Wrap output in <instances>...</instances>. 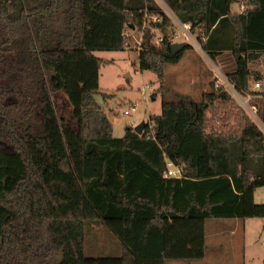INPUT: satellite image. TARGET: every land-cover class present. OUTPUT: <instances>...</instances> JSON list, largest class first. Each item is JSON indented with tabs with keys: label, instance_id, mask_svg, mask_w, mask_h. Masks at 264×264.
<instances>
[{
	"label": "trees",
	"instance_id": "trees-1",
	"mask_svg": "<svg viewBox=\"0 0 264 264\" xmlns=\"http://www.w3.org/2000/svg\"><path fill=\"white\" fill-rule=\"evenodd\" d=\"M163 1L210 58L239 56L227 81L257 96L260 117L264 91H251L260 76L248 63L264 53V0ZM144 9L162 17L165 40L145 32L137 64L161 81L191 45L172 53L154 0H0V264L198 260L207 219L264 218L254 201L264 133L216 79L199 102L163 100L140 134L112 135L95 100L105 61L94 52L123 50L124 28L140 27ZM167 160L180 177L166 175ZM99 220L120 239L119 256H85V225Z\"/></svg>",
	"mask_w": 264,
	"mask_h": 264
},
{
	"label": "rangeland",
	"instance_id": "rangeland-1",
	"mask_svg": "<svg viewBox=\"0 0 264 264\" xmlns=\"http://www.w3.org/2000/svg\"><path fill=\"white\" fill-rule=\"evenodd\" d=\"M154 1L165 10L168 16H173V13L166 8L162 0ZM240 3H232L230 11L239 13L241 10ZM146 31L150 32V41L155 44L153 38L158 31H152L148 28L143 30L142 25L139 27L128 24L124 28L123 50L94 52L96 56L105 59L99 69V88L95 99L102 108H106L105 112H107V117L112 124V135L114 137L123 136L124 129L128 126L135 127L141 122L148 121L150 116H158L161 112V102L163 100L172 101L177 99L179 95H186L194 102H199L202 98L201 91L206 77L210 79L209 83L215 80L209 70L211 60L204 54L202 48L199 49L198 45L195 44L196 42H194V38L197 40L198 30L191 31L192 42L187 41L181 35L176 39L179 42L190 44L191 48L182 51L181 60L177 63L164 65L163 80L160 81L155 73L150 70H139L137 56ZM178 31V27L170 20L166 32L170 34L178 33ZM197 42L199 41L197 40ZM125 44L128 45L125 46ZM199 46L201 47L200 43ZM238 57V55L235 56L230 52L221 57L225 61L220 64L225 74L234 69V58ZM248 66L250 70L258 73L260 78L264 77V53H261L257 60L250 61ZM206 71H208V75H205ZM181 74L183 75L182 81L180 79ZM161 86L162 90H159ZM224 87L235 102L242 106L238 102L239 97L234 89L228 83H225ZM209 90L208 87L206 91ZM103 96L108 98L104 99ZM251 96L257 97L255 95ZM242 98L248 97L244 96ZM262 99V103H260L263 110L262 118L253 114L247 108L243 106L242 108L246 110L248 117L256 122L264 133L263 96ZM134 103L136 108L134 111H130V107ZM109 109H113L115 114H109ZM124 110H129V114H123ZM231 110L232 113L236 111L232 107ZM113 117L116 118L115 121ZM233 117L230 123L236 124L235 114ZM254 201L258 204L264 203V186L255 190ZM263 221L264 219L258 217L207 219L204 226L206 243L204 260H166L165 264H264V228L261 224ZM83 243L86 257H116L122 252L120 239L101 220L85 225ZM56 257H58V254Z\"/></svg>",
	"mask_w": 264,
	"mask_h": 264
},
{
	"label": "built area",
	"instance_id": "built-area-1",
	"mask_svg": "<svg viewBox=\"0 0 264 264\" xmlns=\"http://www.w3.org/2000/svg\"><path fill=\"white\" fill-rule=\"evenodd\" d=\"M139 13L142 15V29L145 30V28L150 29L152 31H158V33H155L154 36V42L155 44L159 45L161 43L164 42L165 37L164 35L161 33L160 29L156 26L157 24L162 22V17L159 14L156 13H149V11L147 9L144 10H139ZM169 19L171 20V22H173L179 29L178 33H170L168 34V32H166V40H168L170 43H176L179 42L176 39H178L179 35L183 36L187 41L192 42V35H191V25L189 22H181L179 21L176 16H168ZM154 29V30H153ZM168 29V27H167ZM148 33V31H146ZM128 44H125V46H127ZM199 49H201L200 46H197ZM220 82V83H219ZM216 83L217 85H221L224 87L225 83H228L233 89V85L230 84L229 82H226L222 79L219 78V76L216 75ZM222 83V84H221ZM255 87H259V83H255ZM225 88V87H224ZM226 90V88H225ZM227 91V90H226ZM235 93L238 95L239 100L238 102L244 107L247 108L249 111H251L253 114L257 115V108L255 105L250 104V99H251V95H247L245 97L248 98H242L243 96H241L235 89H234ZM229 93V92H228ZM136 108L135 103L131 105L130 107V111H134ZM129 110H124L123 114L127 115L130 112ZM145 123V122H144ZM166 175L167 176H173V177H180L181 176V170L180 167L176 166L173 162H171L170 160H167L166 162Z\"/></svg>",
	"mask_w": 264,
	"mask_h": 264
},
{
	"label": "crops",
	"instance_id": "crops-1",
	"mask_svg": "<svg viewBox=\"0 0 264 264\" xmlns=\"http://www.w3.org/2000/svg\"><path fill=\"white\" fill-rule=\"evenodd\" d=\"M162 2L164 3V1L162 0ZM241 4V3H240ZM164 5L166 6V8L171 12V13H173L168 7H167V5L164 3ZM162 10L165 12V10L162 8ZM243 9L241 8V10L240 11H242ZM240 11H239V13H240ZM166 13V12H165ZM232 13V12H231ZM174 15V14H173ZM175 16V15H174ZM194 42H196L195 44L196 45H198L199 46V42H197V40L194 38ZM204 52V54L211 60V66H210V68H209V70L211 71V74H212V77L214 78V79H216V75L217 76H219V78L220 79H222V80H224V81H226V82H228L227 81V78H226V74H225V71H224V69H222V67H221V65L220 64H223V61L224 60H222L221 59V57L222 56H225V55H227L228 54V52H222V53H220V54H218V55H216L213 59L212 58H210L209 57V55L205 52V51H203ZM95 54V53H94ZM100 58H102V57H100ZM102 59H104V58H102ZM181 60V59H180ZM179 60V61H180ZM209 60V61H210ZM104 61H105V59H104ZM225 62V61H224ZM226 62H227V60H226ZM208 75V71H206L205 72V75ZM180 79H181V81L183 80V75L181 74L180 75ZM209 78L208 77H206V79L204 80V82H203V89H202V93L203 92H205L206 90H207V88L209 87ZM220 83V82H219ZM255 83H256V81H253L252 82V84H251V91L252 92H262V91H264V77H261L260 78V80H258V82L257 83H259V87H255ZM98 84H99V79H98ZM222 84V83H221ZM202 93H201V95H202ZM104 99H106V98H108V97H103ZM252 98V97H251ZM96 100V99H95ZM97 104H98V102H97ZM99 105V104H98ZM100 106V105H99ZM100 108L105 112L106 111V108L104 107V108H102L101 106H100ZM108 113L110 114H115V112H114V110L113 109H109V111H108ZM105 114L107 115V112H105ZM149 117V116H148ZM115 117H113V120L115 121ZM112 121V120H111ZM113 122V121H112ZM142 123V122H141ZM137 125H139V124H137ZM136 125V126H137ZM135 126V127H136ZM128 127H131V128H134V127H132V126H128ZM254 194H255V192H254ZM234 219H237V218H234ZM261 219H264V218H261ZM207 221V220H206ZM262 224V227L264 228V221L261 223ZM248 225H249V223H248ZM204 226H205V224H204ZM205 230V229H204ZM204 258H205V255H204V257L202 258V260H204Z\"/></svg>",
	"mask_w": 264,
	"mask_h": 264
},
{
	"label": "water",
	"instance_id": "water-1",
	"mask_svg": "<svg viewBox=\"0 0 264 264\" xmlns=\"http://www.w3.org/2000/svg\"><path fill=\"white\" fill-rule=\"evenodd\" d=\"M186 45H187L186 42H182L181 41V42L172 43L170 45V48H171L172 53L176 54V53L182 51L186 47ZM142 126H143V123H141V124L137 125L136 127H134L133 130L136 133L140 134L141 131H142Z\"/></svg>",
	"mask_w": 264,
	"mask_h": 264
}]
</instances>
